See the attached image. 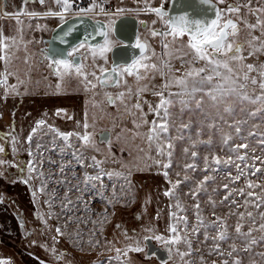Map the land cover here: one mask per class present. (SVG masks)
<instances>
[{"label": "rangeland", "instance_id": "1", "mask_svg": "<svg viewBox=\"0 0 264 264\" xmlns=\"http://www.w3.org/2000/svg\"><path fill=\"white\" fill-rule=\"evenodd\" d=\"M108 1L111 3V12L133 8L135 3L145 8L143 0ZM233 1L256 10H264V0ZM160 2L162 0H149L151 6ZM13 8L10 0H0L2 11L15 12ZM25 11L40 12V9L30 1L27 2ZM245 16L251 18L249 13ZM257 20L252 19V25L257 27L249 30L247 50L239 54L244 57L243 62L236 65L244 71V65L247 64H252L257 69L264 66V50H257L264 42L261 35L264 23L257 24ZM259 20L264 22V16ZM41 22L40 15H28L20 19L0 15V34L7 38L4 42L8 45L0 55L6 54L7 62L14 68H7L10 72L3 74L10 73L14 77L27 75L23 72L22 61L12 55L18 57L19 49L28 53L30 49L26 48L29 46L27 41L33 39L40 42ZM253 37L259 39L253 40ZM10 58H13L12 62ZM191 59L189 53L183 57V61L169 57L162 60L170 62L171 77L174 78L180 77L190 68L205 67L204 61L188 63ZM163 70L168 73L167 68ZM10 74L7 75V83L12 80ZM249 76L256 77L258 82L260 80L258 71L249 73ZM166 79H169L168 75L161 76L153 71L150 80L141 86H147V90L141 93L147 95L152 108L160 102V97L153 93L163 91L165 98H168L169 92L180 91L174 84L165 90L163 85ZM240 82L245 83L243 80ZM33 84V77H30L26 82L27 91L23 90L24 85L20 87L24 98L44 102L41 100L40 86L33 88ZM4 87L0 85L2 98H5L2 94ZM244 92L255 99L261 94V89L258 84L252 85L248 81ZM125 98H128L126 93ZM92 99L96 107H93V123L87 128L84 125H88V122L86 119L83 121L82 112H76L77 123H69L67 113L62 118L66 123L56 126L49 121L52 116L50 107H42L41 113L40 107H22L24 115L21 120L25 122L29 118L32 121L27 130L32 139H28L26 150L30 153L31 165L35 169L30 172L35 190L26 194L19 192L18 196L29 204L23 210L27 212L26 226L31 232L26 236V232L20 231L14 222L10 227L13 229V236L5 233L4 229L0 230V264H224V261L233 264L236 259L241 264H264V240L261 239L264 231L259 230L264 223L260 216L264 212V203L259 208L255 207V204L260 203L258 197H264V111H257L264 109V104H253L249 100L238 99L235 95L226 98L224 104H219L203 92L196 93L195 99L202 100L201 105L197 107L194 101L189 100L188 106L181 111V105L175 102L169 108L172 114L169 131L161 134L163 139L159 143H150L149 130L152 122L155 120L159 123V119L154 111H149V107L135 109L126 107L125 103L123 107L110 109L103 106V92L98 90L94 91ZM172 99L177 101L179 98ZM5 102L6 100L0 101V126L9 125L10 116L6 108L2 107ZM226 105H230L233 111L224 112ZM57 109L58 107H54L52 112ZM254 112L256 114L251 115ZM40 120L45 123L37 128V121ZM182 125L188 127L183 128ZM237 127L241 129L239 133L236 132ZM33 128H37L35 134L32 132ZM101 128L110 129L111 138L107 144L98 145L95 144V134ZM51 129L61 133H79L80 136L87 133L91 140L85 145L73 135L66 142ZM225 137H230L226 144ZM168 142L172 144L171 149L166 147ZM161 144L165 146L166 153H172L170 158L166 154L157 155V148ZM241 144L248 147H237ZM193 151L197 153L195 157L191 155ZM238 155L245 159H236ZM77 156L80 157L79 161ZM93 157L95 161L101 162L98 167L95 166ZM214 157L221 163H214ZM229 157L231 162L226 163ZM257 157L260 159H256ZM157 160L161 162L159 165ZM164 163H170L171 167L165 169ZM237 164L245 172L239 180L234 179L239 174ZM186 165L193 167L187 168ZM246 165L250 167H245ZM256 168L261 171L252 175ZM101 172L113 173L111 178L102 175L103 187L101 181L84 183L85 174L92 176ZM164 172L168 173L167 177ZM206 176L209 179L205 180ZM178 180L181 183L173 188ZM248 182L260 187L248 188ZM224 185L228 187L225 188ZM240 189L244 190L243 195L239 194ZM170 190L174 195L166 196L164 193ZM248 192H253L254 195L249 197ZM225 196H228L227 200L224 199ZM246 200L250 203L245 204ZM177 203L183 211L176 207ZM196 205H199L198 209ZM248 212L252 213L251 218L248 217ZM241 213L244 214L243 219L240 218ZM198 215L203 224L197 219ZM181 216L187 218V227L182 221L177 223V218ZM174 223L179 230L181 242L172 245V258L166 261H158L154 257L147 259L142 256V251H128L127 256L123 255L125 250L135 246L138 238L145 235H161L165 239L172 237L173 233L168 229ZM238 223L243 225L242 233L253 229L251 235L237 234L235 229ZM5 226L6 224L2 225L3 228ZM225 227L228 239H214ZM57 228L60 233L56 231ZM145 229H153V232H146ZM252 239L256 243L249 245ZM185 240L190 242L191 248ZM216 244H219L218 250L215 249ZM233 245L236 251L229 256ZM246 245H249V251L244 250ZM141 246L144 247L143 243ZM117 249L121 253L119 258ZM181 252L190 254L181 257ZM220 252L224 254H218Z\"/></svg>", "mask_w": 264, "mask_h": 264}, {"label": "flooded vegetation", "instance_id": "2", "mask_svg": "<svg viewBox=\"0 0 264 264\" xmlns=\"http://www.w3.org/2000/svg\"><path fill=\"white\" fill-rule=\"evenodd\" d=\"M10 1L12 8L13 5L15 6L13 8L15 12L6 13L0 9V15L20 19L28 16V13H36V15H40V20L42 21L40 23V42L34 41L33 39L27 41L28 43L26 44L29 46L26 48L30 49L28 53H24L19 49L18 57L12 55L13 58L22 61L23 72L27 75L14 77L10 74L12 80L10 83H7L8 91L6 92L5 86L2 92L5 98L0 97V101L6 100L2 107L6 108L10 116L9 125L0 126V146L4 149L3 152H0V160L4 161L3 164H0V176L2 177V179H0V187H3L0 188V230L4 229L5 233L12 234L13 229L10 227L11 223L14 222L17 223V228H20V231L26 232L27 236V233H30L31 230L26 226V223H28L27 212L23 209L29 204L26 200L19 197L18 193L22 192L26 194L29 191L34 192L35 189L32 187V181L30 180V153L28 149L26 150V144L29 138L27 130L32 121L29 120V118L26 119L25 122L21 120L24 115V109H22V107H40V113L42 112V107H50L52 116H50L49 121L56 126H59L60 123H66L63 122L62 118L63 115L67 113L69 117H71L68 122L72 124L77 123V120H75L76 112H82L83 121L86 119L88 126H91L93 123V107H96V103L92 99L95 90L103 92V99L105 101L104 107L114 109L115 107H123L125 103L127 104L126 107H135V105L139 103L141 107L148 108L150 103L147 95L140 93L139 96H137L136 92L138 88H141V86L150 80L153 71H149L147 77L139 82H137L134 76L125 75L124 81L126 82L122 81L119 86L105 84L101 87L99 81L96 80L95 77L89 75L88 80H91L92 84L97 85L95 89L91 87V84H88L86 87V82L83 81L82 77L75 75V73L61 79L59 76L55 75L52 68L49 67L51 60L45 57L49 55L50 49H55L57 52L63 53L66 56L67 51L78 46L81 42H85L84 39H79L83 34L80 32H71L69 35H63L61 38L65 42L62 43L61 39L52 42L53 31L61 24V20L57 16H48L45 15V13L61 11V6L58 5L55 0H44V3H41L40 0ZM30 1L35 3L40 9V12L25 11L27 2ZM213 1L218 5L219 9L224 12L225 17L231 18L237 24L238 34L232 39L242 45L240 53H243L249 46V30L251 28L248 27V25H252V19H258L262 15L264 16V12L261 11V8L256 10L254 7H247L245 4L233 0H224L223 3H218L217 0ZM70 2L72 4V9L70 12L64 14L65 20L78 17L76 15L77 11L74 9L75 2L72 0H70ZM168 3L169 0L164 2L165 9H167ZM160 4L161 2L152 7H158ZM229 5L238 6L240 11L237 13H228L226 9ZM88 6H93V4L89 2ZM144 9L145 8L135 3V7L123 9L124 11L119 16H105V13L115 14L116 12L113 11L102 14L87 13L84 15L86 18L98 22L95 27L107 25L110 20L116 21L114 30L109 33V38L113 42V51L106 53V61L98 56L94 60L88 50V46L95 47L104 42L103 36L100 35L97 38V33L95 32L97 29L90 32L91 35L88 37L91 39L86 40L85 48H81L75 54L76 62L84 66V71L86 73L95 72L96 76H100V67L111 69L114 63L123 65L131 63L134 57L139 59L140 50L134 47L138 39L141 43H146L148 45L147 54L151 57L148 61L149 63H155L159 66L160 61L168 57L166 55L162 56L165 50L162 49L161 45L162 42L170 41L171 37H153L150 34L152 29L162 30L164 25L154 13L145 12ZM248 13L251 18H246L245 15ZM142 21L144 22L143 24L141 23ZM153 21H156V23L153 24ZM20 34H23V32ZM187 39L188 37L184 36L181 40H177L175 47L180 48L182 44L187 43ZM152 53H155V55H152ZM20 54L22 55L21 57L19 56ZM13 58H10L11 62ZM221 59H224V57H221ZM7 68L12 69L13 66L7 61L0 60V73L3 74L4 72H8L9 70ZM143 74V71H141V75ZM30 77H33L34 80L33 88L40 86L41 100H44V102L46 101V103H40V99L28 101L24 98L22 88L20 89V87L24 85L23 90L27 91L28 86L26 82ZM58 85L59 88L57 87ZM11 86H15V91L12 90ZM129 88L132 90L131 95L126 92ZM119 93H124L122 101L116 99ZM125 93L128 96L127 99L125 98ZM109 96L113 98L114 103L108 102ZM54 107H58V109L52 112ZM135 109L137 108L135 107ZM58 110H60L59 114H57ZM14 116H16V118ZM95 136V144H107L111 138V131L108 128H101L96 131ZM15 191H17V194ZM19 208L21 210H19ZM32 213H35L34 209H32ZM3 224H6L4 228L2 227ZM145 252L146 248L144 245L142 256H144Z\"/></svg>", "mask_w": 264, "mask_h": 264}, {"label": "snow or ice", "instance_id": "3", "mask_svg": "<svg viewBox=\"0 0 264 264\" xmlns=\"http://www.w3.org/2000/svg\"><path fill=\"white\" fill-rule=\"evenodd\" d=\"M41 3H44V0H40ZM55 2L61 6L60 12H48L45 13V15L48 16H57L61 20V24L66 23L64 14L67 12H70L72 9V4L70 0H55ZM145 3V12H151L154 13L162 22L164 25V28L162 30L152 29L150 34L153 37L160 36L162 38L171 37L170 41L162 42V49L165 51L162 53V56L166 55L170 59L171 58H178L183 61V57L187 56L189 53H191L192 59L191 61H188V63H195L197 61H204L205 67L200 68H190L189 70L185 71L180 77H171L172 73V66L168 60H162L161 66H157L155 63H149L148 61L151 59V57L147 54L148 45L146 43H141L139 39L137 40V43L134 45L135 48L140 50V58H133L131 63H126L123 65L120 64H113L111 69L100 67V76H96L95 72L92 73H86L84 71V66L78 62H76V56L75 54L81 49L85 48L86 40L85 42H81L78 46L73 47L70 51H67L66 56L63 53L57 52L55 49L49 50V55L46 56V59H50L51 63L49 65L50 68H52L55 75L59 76L61 79H63L65 76H70L73 73L75 75L82 77L83 81L86 82V87L88 84H91V87L95 88L97 87L96 84H92L91 80H88V76L91 75L95 77L96 80L99 81V84L101 87H103L105 84H113L115 86H119V84L124 81L125 75L127 76H134L137 82H139L142 79H145L147 77V73L149 71L158 72L161 76H169V79H166L165 84L163 85V88L167 90L170 88L173 84L180 88V91L176 93L169 92L168 98H165L163 91L153 93L154 95H158L160 97V102L155 106V108H152V106H149V111H154L156 116L159 119V123L157 121L152 122V127L149 130L148 140L149 142L156 141L159 143L163 139L162 133H167L169 131V122L171 119V112L169 111V108L173 106L175 102H178L181 105V111L185 107L188 106L189 100H192L196 103L197 107H199L202 103V100L195 99L196 93L203 92L204 95L208 96L213 102L224 104L226 98L231 97L235 95L238 99L241 100H249L251 103L255 104L257 102L264 104V66H261L259 69L254 67L252 64L244 65V68H246V71L243 69H238L236 65L241 64L243 62L244 57L239 55L242 49V45L238 44L234 39L238 34V26L237 24L231 19L227 18L224 15V12L217 8L213 4V0H196V2L201 5L205 6L198 10V16L191 17L188 12L182 13L180 15H170V13L165 9L164 2L162 0L160 6L158 7H152L149 3V0H143ZM175 3V0H173ZM218 3H223L224 0H217ZM97 7V5L94 3L92 7L84 9L81 8L76 13L77 16H84L88 12L93 11V9ZM101 12H104V9H100ZM124 10L123 9H117L115 14H109L105 13L106 15H117L119 16ZM209 11L214 12V16H209ZM228 13H237L240 11V8L238 6L229 5L226 9ZM264 11V10H261ZM30 16H35L36 13H28ZM20 21L18 20L17 23ZM82 22V21H81ZM144 23L143 21L141 22ZM156 21H153V24H155ZM246 23V22H245ZM264 22H261L258 18L257 24H262ZM116 21L110 20V22L107 25L101 26L103 29L106 30H98L97 34L103 36L104 42L101 45H97L95 47L88 46V50L93 56V59L98 56L102 59H107L106 53L113 51V42L109 38L110 31L114 30ZM146 26V25H145ZM39 27V26H37ZM74 27V26H73ZM73 27H69L66 32L63 33L64 36L69 35L73 31ZM250 28H256L257 25H248ZM91 35V33H89ZM262 37H264V31L261 33ZM184 36H187V43L182 44L180 48H176L175 44L177 40H181ZM5 37L0 34V52H3L5 48L8 47V45L4 42ZM259 38L253 37V40H257ZM61 42L63 39H61ZM257 50H264V42L261 43L260 49ZM251 54V53H250ZM152 55H155V53H152ZM221 57H224V59H221ZM0 60L7 61L8 57L7 55H0ZM164 68L168 69V73L166 74L164 72ZM141 71H143V75H141ZM258 71L260 80L258 82L256 77H250L249 73ZM10 74V73H9ZM9 74H0V85H4L6 92L8 91L7 88V75ZM107 74V75H105ZM199 79H196V78ZM243 80L245 83H241L240 81ZM191 81V87H189ZM250 81L252 85H257L261 89V94L259 96H256L255 99H251L244 90L247 88V82ZM126 82V81H124ZM207 86V87H206ZM59 88V85L57 86ZM12 90L15 91V86H11ZM147 86L144 88H138L137 89V96L142 91H146ZM128 94H132L131 88L128 89ZM124 93H119L116 99L123 100ZM172 97H178L179 99L177 101H174ZM187 97L188 99H185ZM109 103H114V100L111 96L108 97ZM137 109H140L141 105L137 103L135 105ZM59 111L57 114H59ZM223 111L226 113H230L233 111L232 107L230 105H226L223 108ZM257 111H264V109H257ZM256 113H251V115H255ZM71 119V117H69ZM147 123V121H144ZM45 121L40 120L37 121V128L44 125ZM85 128L88 127L87 123L84 125ZM183 128H187L188 125H182ZM37 128H33L32 132L35 134L37 131ZM52 131H56L57 135L62 137L64 141H68L69 137L75 135L78 139H81L85 145L90 143L91 137L85 133L83 136H80L79 133H61L58 132L56 129H51ZM241 129L239 127L236 128V132L239 133ZM251 135V133H249ZM29 140L32 139L31 136L28 138ZM228 139L230 137H225L224 143L226 144L228 142ZM70 146V145H69ZM39 147V145H37ZM166 147L168 149L172 148L171 142H168L166 144ZM237 147L241 148H247L248 145L241 144ZM4 149L0 148V152H3ZM185 152H187V149H185ZM167 155L169 158L171 157L172 153L165 152V146L160 145L157 148V155L158 156H164ZM75 155V154H74ZM193 157L197 155L195 151L191 153ZM77 160H80V157H76ZM93 161H95V157L92 158ZM236 159L238 160H244V156H237ZM256 159H260L257 157ZM214 163L219 164L221 161L218 158H213ZM205 162L207 163V157H205ZM231 162V157H229V161ZM4 161L0 160V164H3ZM101 162L95 161V166H99ZM156 163L159 165L161 162L159 160L156 161ZM264 163V161H262ZM163 167L165 169L171 167L170 163H164ZM187 168H192V165H186ZM245 167H250L246 165ZM236 168L238 169L239 174L234 178L235 180H239L241 176L245 175V172L240 168V165L237 164ZM34 167L32 165L29 166V172L34 171ZM260 168H256L255 172L251 173L252 175H255L256 172H260ZM102 175H107L109 178L113 175V173H103L97 174V175H87L85 174L84 177V183L88 184L92 181H101V187H103L102 183ZM116 175H119L117 173ZM165 177H167L168 173L164 172ZM187 179V177H186ZM209 179V177H205V180ZM27 182V181H25ZM181 181H177L175 185H173V188L177 187ZM203 185V182H201V187ZM93 187L95 185L93 184ZM225 188L228 187V185H224ZM248 188H254V187H260V185H254L251 182H248L247 184ZM240 195L244 194V190L240 189L238 190ZM166 196H172L174 195L173 191H166L164 193ZM195 195V193H193ZM231 195V192L229 193ZM247 195L249 197L253 196V192H248ZM225 200L228 199V196H225ZM260 200V203L255 204V207L259 208L261 203H264V197H258ZM71 203V201H69ZM235 203V201H233ZM250 203V201H245V204ZM176 207L183 211L180 204L177 203ZM197 209L199 208V205H196ZM248 217H252V213L248 212ZM173 216H175V213H173ZM260 216L262 219H264V212L260 213ZM244 214H240V218L243 219ZM197 219L201 224H203V221L200 219L199 215L197 216ZM218 220L220 218H217ZM184 222L185 227H187V218L186 217H179L177 218V223ZM255 223V221H252ZM213 227L215 225H212ZM222 227H224L222 225ZM243 225L237 224L236 226V233L239 235H245L249 236L251 235V232L253 229H249L248 233H242ZM260 231H264V223L260 225L259 228ZM58 233H60V229L57 228L56 230ZM146 232H153V229H145ZM169 232L173 233V236L165 239L161 235H145L142 238H138L135 241V246L129 247L123 255L127 256L128 251H135V252H141L144 251V247L141 246L142 243H145L149 240H156L158 242H162L165 247H168L169 245H175L181 242V236L179 235V230L176 226V224H172L169 226L168 229ZM208 238L207 236L205 237ZM214 239L219 241H226L228 239L227 230L226 227L223 231H220L218 233V236ZM262 240H264V236L261 237ZM188 244V247L191 248L190 242L187 240L184 241ZM256 240L252 239L249 241L250 244H255ZM249 245H246L244 250L249 251L250 247ZM215 249H219V244L215 245ZM169 252H171V248H168ZM117 258H119L120 249H117ZM236 251L235 246H232V251L228 253L229 256H231ZM190 253H184L181 252L180 256L183 257L185 255H189ZM220 255H223L224 253L220 252L218 253ZM203 259V258H201ZM224 264H228V261H224ZM233 264H241V261L236 259L233 261Z\"/></svg>", "mask_w": 264, "mask_h": 264}, {"label": "water", "instance_id": "4", "mask_svg": "<svg viewBox=\"0 0 264 264\" xmlns=\"http://www.w3.org/2000/svg\"><path fill=\"white\" fill-rule=\"evenodd\" d=\"M213 4L217 7L218 5L213 1ZM205 6L199 5L196 0H175V3L173 0H169L167 11L170 13V15H180L182 13L188 12L191 17H196L198 16V10L203 8ZM209 16H214V12L209 11L208 13ZM82 21V22H81ZM98 22L92 21L89 18H86L84 16H78V17H72L66 20V23L64 24H59L56 29L53 31V38L52 42H55L56 40H59L63 37V34L69 27H73L72 33H77L80 32L83 35H81L80 38L86 40L91 39L89 38V33L92 30H96L95 32L97 33L98 30H104L102 27H95V25ZM102 23V22H101ZM61 33V34H59ZM100 35L97 34V38ZM146 252L144 253L145 258H150L151 256H154L155 259L158 261H166L170 258H172L173 255V247L172 245H169L168 247H165V245L160 242L157 243L154 239L149 240L144 243ZM171 248V252H169L168 248Z\"/></svg>", "mask_w": 264, "mask_h": 264}, {"label": "built area", "instance_id": "5", "mask_svg": "<svg viewBox=\"0 0 264 264\" xmlns=\"http://www.w3.org/2000/svg\"><path fill=\"white\" fill-rule=\"evenodd\" d=\"M89 2H91L92 4L95 3L97 5V7H95L93 9V11L88 12V13H93L94 12V13L102 14V13H105V12H108V11L111 10V3L108 0H87L86 2L81 1V0H78V1H76L74 3V9H75V11L78 12L79 9H81V8L87 9V8L92 7V6H88V3ZM101 8L104 9V12H101L100 11Z\"/></svg>", "mask_w": 264, "mask_h": 264}, {"label": "trees", "instance_id": "6", "mask_svg": "<svg viewBox=\"0 0 264 264\" xmlns=\"http://www.w3.org/2000/svg\"><path fill=\"white\" fill-rule=\"evenodd\" d=\"M81 1H84V2H86L87 0H81ZM143 245H144V243H143ZM13 252V251H12ZM145 258V257H144ZM148 259V258H147Z\"/></svg>", "mask_w": 264, "mask_h": 264}]
</instances>
